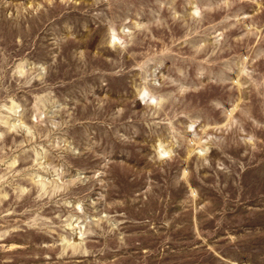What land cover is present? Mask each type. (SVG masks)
<instances>
[{
	"label": "rangeland",
	"instance_id": "1",
	"mask_svg": "<svg viewBox=\"0 0 264 264\" xmlns=\"http://www.w3.org/2000/svg\"><path fill=\"white\" fill-rule=\"evenodd\" d=\"M0 264H264V0H0Z\"/></svg>",
	"mask_w": 264,
	"mask_h": 264
},
{
	"label": "bare ground",
	"instance_id": "2",
	"mask_svg": "<svg viewBox=\"0 0 264 264\" xmlns=\"http://www.w3.org/2000/svg\"><path fill=\"white\" fill-rule=\"evenodd\" d=\"M159 150H160V157H165L167 155V153H164L162 151V147L161 146L159 147Z\"/></svg>",
	"mask_w": 264,
	"mask_h": 264
}]
</instances>
